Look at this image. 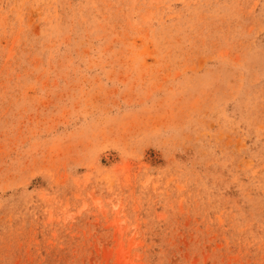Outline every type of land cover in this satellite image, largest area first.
Here are the masks:
<instances>
[{"label": "rangeland", "instance_id": "1", "mask_svg": "<svg viewBox=\"0 0 264 264\" xmlns=\"http://www.w3.org/2000/svg\"><path fill=\"white\" fill-rule=\"evenodd\" d=\"M264 264V0H0V264Z\"/></svg>", "mask_w": 264, "mask_h": 264}, {"label": "bare ground", "instance_id": "2", "mask_svg": "<svg viewBox=\"0 0 264 264\" xmlns=\"http://www.w3.org/2000/svg\"><path fill=\"white\" fill-rule=\"evenodd\" d=\"M123 264V263H122Z\"/></svg>", "mask_w": 264, "mask_h": 264}]
</instances>
